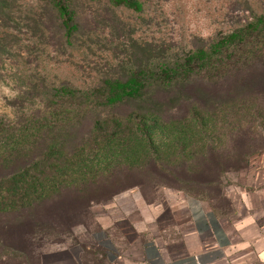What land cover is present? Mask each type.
<instances>
[{
  "label": "trees",
  "instance_id": "trees-1",
  "mask_svg": "<svg viewBox=\"0 0 264 264\" xmlns=\"http://www.w3.org/2000/svg\"><path fill=\"white\" fill-rule=\"evenodd\" d=\"M45 1L55 25L48 27L50 20L41 13H31V22L43 35L59 37L58 68L75 67L80 75L63 78L56 69H41L44 52L37 54L35 69H28L25 55L13 58L22 82L16 98L22 110L0 118V217L36 208L64 189L83 193L87 185L102 182L112 187L118 174L147 166L157 175L168 174L171 167L156 154L150 129L131 109L143 101L193 100L185 107L192 114L204 103L193 85L204 82L216 87L214 108H230L235 126H241L235 122L243 110V119L263 116L264 0H90L112 11L124 30L121 55L117 46L112 52L101 45L98 25L81 33L69 0ZM17 13L28 14L17 0H0V63L5 65L12 59L5 57V42L21 38L18 25L9 24ZM196 18L212 26L208 36L191 28ZM29 34V42L39 45ZM255 120L246 121L249 130ZM140 136V159L120 152Z\"/></svg>",
  "mask_w": 264,
  "mask_h": 264
},
{
  "label": "rangeland",
  "instance_id": "rangeland-1",
  "mask_svg": "<svg viewBox=\"0 0 264 264\" xmlns=\"http://www.w3.org/2000/svg\"><path fill=\"white\" fill-rule=\"evenodd\" d=\"M150 1L158 3L164 0ZM17 2L28 14L17 13L13 16L14 23H9L18 25L21 38H9L5 42L9 52L5 57L12 59L7 65L0 63V118H13L22 110L16 101L22 82L13 58L25 55L28 69H35L39 62L37 54L44 52L40 60V67H44L41 69H56L63 78L72 73L80 75L75 72V67L58 68L60 60L56 51L60 49L59 37L43 35L41 29L31 22V13H41L50 20L48 27L55 25V15H52L47 2ZM69 5L81 26V33L98 25L101 45L111 51L117 46L118 55L125 53L123 43L127 38L112 11L90 0H69ZM43 20L46 21L45 18ZM191 28L208 36L212 26L196 18L192 20ZM30 32L37 36L39 45L36 46L33 40L29 42ZM128 50L136 51L134 47ZM142 55L138 53L137 58ZM193 89L204 103L197 104L199 110L192 114L185 113V107L193 100L169 102L164 97H157V101L141 102V108L131 107L137 120L145 121L146 130L150 129L159 159L171 167L168 174L157 175L151 166L132 173L123 171L110 185L112 187L107 188V184L102 182L99 186L87 185L83 193L64 189L36 208L1 216L0 264H40L46 257L68 254L88 264L118 257L137 235L129 221H119L107 231L103 230L102 224L112 223L115 218L132 212L140 219L148 215L150 218L147 220L155 224L152 232L142 236L143 240L161 239L174 252L180 248L179 223L187 221L183 201L177 198L181 195L207 203L221 218L238 214L241 211L240 193L264 185V114L243 119L246 114L243 110L235 122L241 126H235L231 123L235 118L231 116L230 108H214L219 98L214 85L198 82ZM155 102L160 105L155 106ZM173 107L183 110L175 111L171 109ZM250 119H256L255 124H250L252 130L246 123ZM140 139L141 136L134 138L130 148L120 149V152L127 151L131 157L140 159L144 154V142ZM137 198H141V202L135 201ZM155 204L163 207L161 214L146 212V207Z\"/></svg>",
  "mask_w": 264,
  "mask_h": 264
},
{
  "label": "crops",
  "instance_id": "crops-1",
  "mask_svg": "<svg viewBox=\"0 0 264 264\" xmlns=\"http://www.w3.org/2000/svg\"><path fill=\"white\" fill-rule=\"evenodd\" d=\"M177 198L183 201L187 217L186 223H179L178 250L172 252L161 239L143 240L155 224L147 220L148 215L140 219L132 212L102 224L107 231L119 221H129L137 236L114 261L100 260L99 264H264V185L242 191L241 211L231 218L219 217L207 203L193 197ZM162 208L155 204L145 210L155 215ZM40 264L88 263L68 254L46 257Z\"/></svg>",
  "mask_w": 264,
  "mask_h": 264
}]
</instances>
